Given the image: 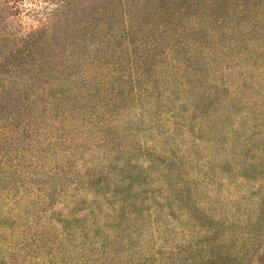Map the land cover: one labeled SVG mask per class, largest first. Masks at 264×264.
I'll list each match as a JSON object with an SVG mask.
<instances>
[{
	"label": "rangeland",
	"instance_id": "obj_1",
	"mask_svg": "<svg viewBox=\"0 0 264 264\" xmlns=\"http://www.w3.org/2000/svg\"><path fill=\"white\" fill-rule=\"evenodd\" d=\"M10 1L0 264H264V0Z\"/></svg>",
	"mask_w": 264,
	"mask_h": 264
},
{
	"label": "trees",
	"instance_id": "obj_2",
	"mask_svg": "<svg viewBox=\"0 0 264 264\" xmlns=\"http://www.w3.org/2000/svg\"><path fill=\"white\" fill-rule=\"evenodd\" d=\"M0 1H3V2L6 1V5H7L8 7H11V6H10V2H11L10 0H0ZM11 8H12V7H11ZM1 66H2V65H1ZM1 68H2V67H1Z\"/></svg>",
	"mask_w": 264,
	"mask_h": 264
}]
</instances>
